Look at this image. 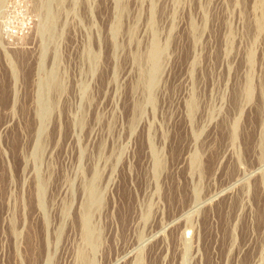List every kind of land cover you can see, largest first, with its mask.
<instances>
[{
  "label": "rangeland",
  "instance_id": "1",
  "mask_svg": "<svg viewBox=\"0 0 264 264\" xmlns=\"http://www.w3.org/2000/svg\"><path fill=\"white\" fill-rule=\"evenodd\" d=\"M0 76V264H264V0H0Z\"/></svg>",
  "mask_w": 264,
  "mask_h": 264
},
{
  "label": "bare ground",
  "instance_id": "2",
  "mask_svg": "<svg viewBox=\"0 0 264 264\" xmlns=\"http://www.w3.org/2000/svg\"><path fill=\"white\" fill-rule=\"evenodd\" d=\"M157 51V50H156ZM17 54V53H16ZM3 71V70H2ZM1 77V76H0ZM30 120V119H29ZM29 122V121H28ZM222 126V125H221ZM30 131V130H29ZM178 135V134H177ZM12 136V135H11ZM19 139V138H18ZM12 140V139H11ZM248 146V145H247ZM250 147V146H249ZM174 149V148H173ZM175 151V150H174ZM180 152V151H179ZM3 167V166H2ZM4 174V173H3ZM3 184V183H2ZM33 232V231H32ZM36 235V234H35Z\"/></svg>",
  "mask_w": 264,
  "mask_h": 264
}]
</instances>
